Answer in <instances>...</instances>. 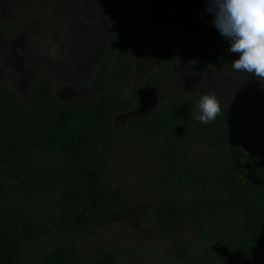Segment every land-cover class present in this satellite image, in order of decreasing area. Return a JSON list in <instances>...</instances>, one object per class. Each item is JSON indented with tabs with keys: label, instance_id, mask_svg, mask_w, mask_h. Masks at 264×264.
<instances>
[{
	"label": "trees",
	"instance_id": "trees-1",
	"mask_svg": "<svg viewBox=\"0 0 264 264\" xmlns=\"http://www.w3.org/2000/svg\"><path fill=\"white\" fill-rule=\"evenodd\" d=\"M53 1L33 0V17ZM100 1L118 7L89 101L58 99L52 71L39 70L24 94L1 71L0 264H116L110 249H89V233L139 206L177 264H264V85L253 82L242 99L208 84L167 85L183 71H233L236 53L180 69L167 59L136 79L130 28L149 0ZM10 25L0 23L2 37ZM156 91L162 96L146 104ZM209 93L221 111L205 124L194 116ZM121 144L138 165L130 174L113 172Z\"/></svg>",
	"mask_w": 264,
	"mask_h": 264
},
{
	"label": "rangeland",
	"instance_id": "rangeland-1",
	"mask_svg": "<svg viewBox=\"0 0 264 264\" xmlns=\"http://www.w3.org/2000/svg\"><path fill=\"white\" fill-rule=\"evenodd\" d=\"M32 4L33 0H0V23L13 24L9 28L11 36L0 35V77H5L1 71L7 73V78L24 94L39 70L52 71L58 99L77 104L89 101L92 92L88 78L103 55L105 29L118 6L100 0H54L33 17ZM144 5L130 28L136 52V79L167 59L174 58V65L179 68L210 55L231 53L229 41L212 23L213 14L205 11L206 0H149ZM174 78L167 84L171 88L192 87L196 83L206 88L208 84L224 89L221 95L238 94L241 99L246 97L249 86L259 81L247 73L225 69H212L197 77L183 71ZM260 82L264 85V81ZM160 96L162 92L156 91L146 104L155 103ZM121 145L113 172L130 174L137 164L127 158L131 150ZM150 227L145 207L122 208L91 229L89 249H110L115 253L116 264H177L168 255L171 242L155 235ZM180 242L199 245L192 237Z\"/></svg>",
	"mask_w": 264,
	"mask_h": 264
},
{
	"label": "clouds",
	"instance_id": "clouds-1",
	"mask_svg": "<svg viewBox=\"0 0 264 264\" xmlns=\"http://www.w3.org/2000/svg\"><path fill=\"white\" fill-rule=\"evenodd\" d=\"M205 11L213 14L212 23L229 41L228 51L238 54L233 71L264 81V0H206ZM196 108L194 119L205 124L221 111L215 93L202 95Z\"/></svg>",
	"mask_w": 264,
	"mask_h": 264
}]
</instances>
